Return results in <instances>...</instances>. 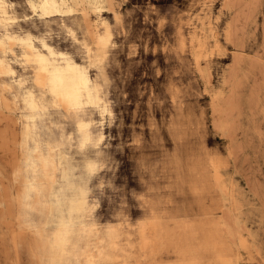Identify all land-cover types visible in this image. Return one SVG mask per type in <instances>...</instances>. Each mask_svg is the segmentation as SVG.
<instances>
[{
  "label": "rangeland",
  "instance_id": "1",
  "mask_svg": "<svg viewBox=\"0 0 264 264\" xmlns=\"http://www.w3.org/2000/svg\"><path fill=\"white\" fill-rule=\"evenodd\" d=\"M5 33L0 264H49L43 200L28 195L47 181L25 180L16 102L42 95L28 44L73 59L99 89L88 115L102 139L70 149L93 171L65 264H264V0H1Z\"/></svg>",
  "mask_w": 264,
  "mask_h": 264
},
{
  "label": "bare ground",
  "instance_id": "2",
  "mask_svg": "<svg viewBox=\"0 0 264 264\" xmlns=\"http://www.w3.org/2000/svg\"><path fill=\"white\" fill-rule=\"evenodd\" d=\"M31 6L35 11L32 3ZM41 7L48 10L50 0H41ZM10 19L1 9V20L7 23ZM6 38H10L7 33L0 39V45ZM27 48L24 56L29 59L31 55L34 59L35 84L42 95L39 97L24 92L16 96L24 129V136L21 137L24 176L31 184L47 181L43 192L33 190L28 195L43 200L41 208L34 207L36 212L41 209L46 211L45 217L40 220L49 229L43 235V259L49 264H65L67 258L76 252L78 240L84 234V220L89 208L85 200V184L87 176L93 171L89 159L78 164L70 149L73 139L79 150L93 140L99 142L102 139L100 122L88 115L101 106L99 89L73 59L65 57L60 60L52 52H33L29 44ZM49 106L67 118L70 130L66 126L58 131L53 129Z\"/></svg>",
  "mask_w": 264,
  "mask_h": 264
}]
</instances>
